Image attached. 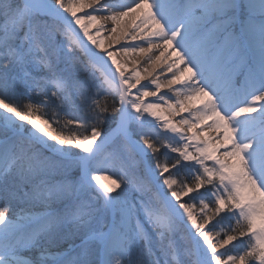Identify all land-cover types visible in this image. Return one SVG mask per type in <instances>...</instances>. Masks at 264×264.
<instances>
[{"label":"snow or ice","instance_id":"1","mask_svg":"<svg viewBox=\"0 0 264 264\" xmlns=\"http://www.w3.org/2000/svg\"><path fill=\"white\" fill-rule=\"evenodd\" d=\"M0 264H264V0H0Z\"/></svg>","mask_w":264,"mask_h":264},{"label":"bare ground","instance_id":"2","mask_svg":"<svg viewBox=\"0 0 264 264\" xmlns=\"http://www.w3.org/2000/svg\"><path fill=\"white\" fill-rule=\"evenodd\" d=\"M119 3H122V4H128V3H131L132 0H118ZM85 11H87V9H85ZM93 31V33H95V28L91 29ZM102 38L104 39L105 41V47H108L110 41L107 39L108 37V32L107 31H104L102 32ZM121 43H133V41L131 40H121ZM118 46H113L112 50H117ZM117 59L124 65H126V74L127 72H130L133 68V65L131 63V59H139L140 60V65H139V70L141 71V73L143 74V68L146 67V65L143 63V58L142 57H136L135 54H133L131 57H125L123 54H121L120 56L117 57ZM161 82L163 83V78L161 77ZM143 83V81H142ZM167 88H162L161 89V94L167 92ZM147 100H153L154 98H146ZM167 115V113H165ZM170 119H173L175 121V119L177 118H173V117H169ZM185 132H187V129H185Z\"/></svg>","mask_w":264,"mask_h":264},{"label":"rangeland","instance_id":"3","mask_svg":"<svg viewBox=\"0 0 264 264\" xmlns=\"http://www.w3.org/2000/svg\"><path fill=\"white\" fill-rule=\"evenodd\" d=\"M163 131V130H162Z\"/></svg>","mask_w":264,"mask_h":264},{"label":"trees","instance_id":"4","mask_svg":"<svg viewBox=\"0 0 264 264\" xmlns=\"http://www.w3.org/2000/svg\"><path fill=\"white\" fill-rule=\"evenodd\" d=\"M162 131V130H161Z\"/></svg>","mask_w":264,"mask_h":264}]
</instances>
